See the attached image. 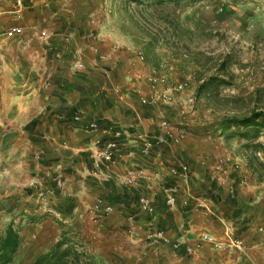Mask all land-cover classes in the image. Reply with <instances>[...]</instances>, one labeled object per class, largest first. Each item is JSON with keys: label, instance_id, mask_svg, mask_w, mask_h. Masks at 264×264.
Returning <instances> with one entry per match:
<instances>
[{"label": "crops", "instance_id": "1", "mask_svg": "<svg viewBox=\"0 0 264 264\" xmlns=\"http://www.w3.org/2000/svg\"><path fill=\"white\" fill-rule=\"evenodd\" d=\"M108 11L0 0V224L23 222L21 249L33 234L36 253L86 236L98 264H264V183Z\"/></svg>", "mask_w": 264, "mask_h": 264}, {"label": "rangeland", "instance_id": "2", "mask_svg": "<svg viewBox=\"0 0 264 264\" xmlns=\"http://www.w3.org/2000/svg\"><path fill=\"white\" fill-rule=\"evenodd\" d=\"M104 3L108 21L118 33L133 42L160 77L174 78L171 82L178 85L177 100L197 109L203 121L217 124L232 155L247 162L257 181L264 183V124L243 127L224 123L264 112V0ZM10 224H0V238ZM21 224L15 228L19 230ZM32 235L25 247H19L11 264H29L49 250L36 253ZM68 236L90 243L81 234Z\"/></svg>", "mask_w": 264, "mask_h": 264}, {"label": "trees", "instance_id": "3", "mask_svg": "<svg viewBox=\"0 0 264 264\" xmlns=\"http://www.w3.org/2000/svg\"><path fill=\"white\" fill-rule=\"evenodd\" d=\"M144 58L146 59V56ZM260 117L263 118L262 122L258 120ZM224 123L228 126L238 123L243 127L264 124V112H251L247 117L226 119ZM257 136L258 133L254 135ZM20 246L19 230L10 224L6 234L0 238V264H11ZM29 264H97V262L86 244L64 234L49 250L41 253Z\"/></svg>", "mask_w": 264, "mask_h": 264}, {"label": "built area", "instance_id": "4", "mask_svg": "<svg viewBox=\"0 0 264 264\" xmlns=\"http://www.w3.org/2000/svg\"><path fill=\"white\" fill-rule=\"evenodd\" d=\"M163 126H165L166 128H168V122L164 121L163 122ZM90 127L92 128H96L97 124L96 123H90ZM141 137L144 138V135L142 134ZM151 142L149 140H146L145 145L143 146V149L145 150V152H148L151 149ZM118 147V143L116 141H110L108 142L104 148H103V152L100 155L101 158L105 159V160H112L113 155H114V151L115 149ZM185 170H188V167L185 166ZM140 205L148 211H153L154 208L150 202V200L146 197H141L140 198ZM150 227L153 229L154 225L150 224ZM209 240H212L211 236H206ZM149 241L151 242H159L165 239V234L164 231L161 229H153L151 232H149L148 238ZM178 246V244H176V247ZM231 246L233 248H235L238 251H244L245 250V243L243 242V240L239 237H234L231 241Z\"/></svg>", "mask_w": 264, "mask_h": 264}]
</instances>
